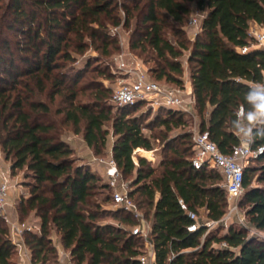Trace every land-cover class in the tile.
<instances>
[{
    "label": "trees",
    "instance_id": "obj_1",
    "mask_svg": "<svg viewBox=\"0 0 264 264\" xmlns=\"http://www.w3.org/2000/svg\"><path fill=\"white\" fill-rule=\"evenodd\" d=\"M193 3L204 17L191 38L184 23ZM120 8L125 25L136 20L134 34L139 35L132 48L157 54L156 80L184 87L182 57L190 51L200 129L208 130L222 151L230 152L242 141L240 122L257 107V85L264 84V47L246 52L241 48L254 40L253 23L264 26V0H0V145L12 169H24L30 178L29 194L17 207L21 221L30 215L39 218V230L23 232L32 262L61 264L53 238L57 232L75 264H142L139 256L145 250L139 239L146 240L127 227L137 225L139 218L120 207L113 215L125 225L100 221L108 211L91 197L101 176L76 164L75 148L63 131L71 122L99 157L106 150L110 134L106 126L111 123L112 153L123 178L136 172L137 188L130 194L152 224L156 264H264V237L250 234L245 225L231 222L226 229L222 223L208 232L205 226L188 229L192 220L180 199L192 210L205 207L210 219L226 215L229 201L218 169L196 168L192 157L178 154L177 149V158L163 160L160 170L145 156L135 161L136 149L154 148L152 136L144 131L143 115L136 113L142 101L113 110L105 101L109 88L98 90L92 101L76 100L84 70L69 63L97 41L109 52L112 40L107 27L121 23ZM173 22L174 40L166 35ZM90 62L87 59V67ZM250 93L256 94L249 98ZM45 94L50 100L64 96L66 106L58 111L65 114L61 123L52 117ZM182 114L171 108L162 123L185 124ZM192 137L193 131L181 135ZM260 145H264V111L252 129V146ZM103 183L111 189L109 182ZM244 186L240 206H246L248 222L264 231V151L245 167ZM221 229L225 231L220 233ZM16 253L10 225L0 219V264H18Z\"/></svg>",
    "mask_w": 264,
    "mask_h": 264
},
{
    "label": "rangeland",
    "instance_id": "obj_2",
    "mask_svg": "<svg viewBox=\"0 0 264 264\" xmlns=\"http://www.w3.org/2000/svg\"><path fill=\"white\" fill-rule=\"evenodd\" d=\"M120 2L128 1V0H119ZM1 11V10H0ZM204 13L198 6L193 3L192 4V11L184 23V27L186 29V33L188 36L194 38V30L195 27H192L190 24V20L192 17L198 16ZM118 14L122 16V21L118 25H108L107 29L110 33V39L112 42L109 44V52L105 53L100 42L93 46H88L85 49V52L82 55H77V59L74 62H70L69 66L80 65L83 68V73L79 82L76 85V91L78 93L76 100L81 102L92 101L96 97V93L98 90L102 91L103 89L109 88L110 92L107 94V98L105 99L108 105L113 107V110L117 109L116 103L113 101L112 94L116 88V86L121 82H126L130 80V71L135 69L136 67H141L142 69L148 70L151 77L154 79L156 78V72L154 70L158 67L157 61V54L153 49L149 50H142L140 48H132L131 43L135 41L139 34H134V30L136 29V20L133 19L130 25H125V19L123 18L125 12L122 8L118 10ZM166 35L173 39L175 38L174 35V22L172 23L171 28L167 29ZM103 52V53H102ZM190 51H185L183 55V63L187 61L188 55ZM90 58V63L88 67L86 66L87 59ZM100 59V60H97ZM157 60V61H156ZM87 67V68H85ZM77 66H75V69ZM74 71V70H73ZM72 71V72H73ZM188 71V72H187ZM186 67L184 66V83L185 86L187 84L188 73L191 74V67L188 63ZM163 84H167L165 79H160ZM70 81H72L70 79ZM187 87V86H186ZM99 96V95H98ZM45 98L49 100V103L52 108V117L56 119L59 123L63 121L65 118L64 112L59 111L63 107L66 106V102H64V96L56 95L53 100H50L47 97V94L44 95ZM187 101H191L190 94H186ZM171 108L158 105L154 103L153 98H146L142 100V104L139 106L136 113L142 114L144 117V131L151 135L154 141V148L151 151L138 148L134 151V158L138 162L139 156H145L149 159L152 166L156 167L160 170L161 163L163 160L168 159L170 157L177 158L174 150H178V154L184 156H195V146H193L194 139L192 138H181V135L186 131H194L195 129L200 127L202 117L199 115L196 105L191 104L188 110L181 109L183 111L182 117L185 121V124L180 126H167L162 123V118L168 115V112ZM179 109V108H177ZM264 111V109H263ZM263 113V112H262ZM261 113V115H262ZM261 115L259 119H256V122H251L249 117L246 119H242L240 125L244 127V131L240 129L239 134L241 137H249L252 135L250 125L255 124L257 125L261 120ZM83 127V122H82ZM107 128H110V134L108 136V142L106 146V150L102 153L105 156L110 152V145L112 142V131H111V123H107ZM64 136L69 137V139L75 144V162L76 164L86 165L89 166L91 169L97 171L101 176L99 182L95 184L94 187V194L92 195L91 199L92 202L95 204H100L103 209H106L108 212L103 214L99 219L102 223H113L117 226H123L125 224L121 223L118 218L114 217L113 212L117 211L120 207L113 201L112 198V188L104 187L103 182H108V178L105 172V166L103 163L99 162L98 160L94 159V155L91 153L89 147L86 145L85 141L83 140V132L74 131V126L71 122L64 124L63 126ZM251 133V134H250ZM164 137H167V141L164 140ZM170 147V148H169ZM140 150V151H139ZM102 155V157H105ZM99 157V156H97ZM250 163V162H249ZM1 173H6L10 175V182H9V191L7 196V205H6V212L9 216L11 222L17 220V212L16 206H18L19 200L23 195L29 194V186H27V181H30V178L25 177V170L24 169H16L13 170L11 167V161L7 160L5 157V153L0 145V175ZM136 172H133L130 175H124V180L130 184L132 187L131 189L137 188V186H133L135 181ZM256 182V180L254 181ZM20 194V195H19ZM139 193H136L138 196ZM108 197V199H107ZM139 200L143 199V196L140 195L138 197ZM16 202V203H15ZM246 206H240V213L241 216H245V219L239 217L238 221H234L233 223L238 225H245L248 222L246 217ZM242 212V213H241ZM39 218L34 215H30L28 218L24 219L23 222L26 224L32 225L35 229L39 230ZM232 221V220H231ZM230 221V222H231ZM9 224L8 222H6ZM249 224V222H248ZM10 225V224H9ZM219 226V225H218ZM218 226L213 227V229L218 228ZM247 226V224H246ZM129 229L133 228L134 226H127ZM249 228V233H254L253 226H247ZM11 228V225H10ZM224 231L223 229L220 230V233ZM264 233V231H262ZM12 234V233H11ZM55 233L53 232V235ZM256 234V233H254ZM55 236V235H54ZM21 238V237H20ZM23 244V241H22ZM139 244L142 250H147L146 241L142 238L139 239ZM25 250L23 244V252ZM69 252V250H66ZM28 253L30 254V250L28 249ZM70 255V252H69ZM15 259L18 260V263L21 259V247L17 244V253L15 255ZM60 257V253H59ZM25 258L27 264H32L31 260H29V256L25 254ZM71 258V255H70ZM61 261V259H60ZM61 264L62 261H61ZM86 264V263H84Z\"/></svg>",
    "mask_w": 264,
    "mask_h": 264
},
{
    "label": "built area",
    "instance_id": "obj_3",
    "mask_svg": "<svg viewBox=\"0 0 264 264\" xmlns=\"http://www.w3.org/2000/svg\"><path fill=\"white\" fill-rule=\"evenodd\" d=\"M204 14L192 17L190 24L195 27L194 36L201 29L202 18ZM250 34L253 41L250 45L241 48L242 52L248 51L251 47H264V27L258 28L251 26ZM130 80L119 83L113 93V101L117 106L135 104L146 98H153L154 103L171 108L188 110L191 104L196 105L195 97L187 91V87L163 84L162 82L150 76L148 70L136 67L130 71ZM186 94H190L191 101H187ZM238 115L242 118L245 115L244 106H241ZM195 146V156L193 164L196 168L204 166L218 169L224 177L223 185L226 188L229 209L221 220H213L200 213V210H192L188 204L180 199V204L189 215L192 222L189 224L190 231H197L201 227H207V232L215 226L226 224L229 218L234 214L240 213V200L243 197L246 188L244 186L245 167L251 159L257 158L263 151L264 145L258 147L252 146V135L245 137L242 141L233 146L230 152H224L218 144L211 138L208 130H201L200 127L193 131ZM138 150V149H137ZM95 160L103 163L105 174L112 188L113 201L121 208L131 212L140 222L132 228V233L141 235L146 240L147 250L143 252L139 259L142 264H156L154 243L151 240L152 224L146 218L144 212L140 209L137 201L131 196V186L123 178L122 172L118 167L113 153L105 157H95ZM135 159V158H134ZM136 161V160H135ZM137 162V161H136ZM10 175L1 173L0 175V219H4L11 225V235L13 241L21 247L23 244L20 237H23L25 230L35 229L32 225L26 224L17 216V220L11 222L6 212L7 196L9 191ZM40 229V227H39ZM226 244L225 242L223 243Z\"/></svg>",
    "mask_w": 264,
    "mask_h": 264
},
{
    "label": "crops",
    "instance_id": "obj_4",
    "mask_svg": "<svg viewBox=\"0 0 264 264\" xmlns=\"http://www.w3.org/2000/svg\"><path fill=\"white\" fill-rule=\"evenodd\" d=\"M252 27L253 26H257L258 28H262V27H264V26H262V25H260V24H257V23H253L252 25H251ZM191 38H193V37H191ZM185 67H186V71H187V66H188V58H187V61L185 62V65H184ZM188 72V71H187ZM186 86H187V91L188 92H190L191 94H193V85H192V80H191V74L190 73H188V79H187V84H186ZM257 88L260 90V98H259V100H258V103H257V107H256V109H255V111H254V114L256 115V119L258 120L259 119V117H260V115H261V113L263 112V109H264V84H258L257 85ZM256 119H250V121L251 122H256ZM255 126V124H252V125H250V131H251V133H252V129H253V127ZM241 129H242V131H244V127H242L241 126ZM250 133V134H251ZM67 138V140L74 146V148H76V146H75V144L69 139V137H66ZM112 142H111V145H110V152H109V154H111L112 153V145H113V141H114V135H113V133H112ZM242 139H243V137H241ZM245 138V137H244ZM83 140L85 141V139H84V137H83ZM86 143V142H85ZM86 145H87V143H86ZM88 146V145H87ZM89 147V149H90V151H91V153L94 155V158L95 157H97V155L94 153V151H93V149L90 147V146H88ZM140 148V147H139ZM140 151V150H139ZM149 151V150H148ZM151 151V150H150ZM108 154V155H109ZM20 195V194H19ZM159 195V194H158ZM16 203V202H15ZM17 207V206H16ZM200 210V213L201 214H203V215H205L206 217H208L207 216V209L205 208V207H202V208H200L199 209ZM16 212H17V216H19V211H18V207L16 208ZM242 213V212H241ZM239 217L240 218H242L243 220L245 219V216H241V214L239 215V214H234L231 218H229L228 219V221L226 222V229H227V227L229 226V224L231 223V222H234V221H238L239 220ZM232 220V221H231ZM234 220V221H233ZM231 221V222H230ZM246 224H247V226H253L252 224H248V222L247 223H245V226H246ZM254 227V233H256V235H259V236H261V237H264V233H262V231L261 230H259V229H257L255 226H253ZM224 231H225V229H224ZM223 232V231H222ZM254 233H252V234H254ZM55 236H53V238H54V240H55V243H56V245H57V247H58V250H59V253H60V259H61V261H62V263L63 264H75L73 261H72V259L70 258V255H69V252L68 251H66L67 249L63 246V244H62V241H61V237H60V235L57 233V232H55V234H54ZM19 239H21V241H23V244H24V247H25V250L27 251V256H29V260H31V262H32V259H31V256H30V254L28 253V247L26 246V244H25V241H24V238L23 237H21V238H19ZM18 264H27V261H26V258H25V255H23V254H21V259H20V262L18 263ZM32 264H34L33 262H32Z\"/></svg>",
    "mask_w": 264,
    "mask_h": 264
},
{
    "label": "clouds",
    "instance_id": "obj_5",
    "mask_svg": "<svg viewBox=\"0 0 264 264\" xmlns=\"http://www.w3.org/2000/svg\"><path fill=\"white\" fill-rule=\"evenodd\" d=\"M254 94H256V93H250L249 94V98H251V96L252 95H254ZM257 117H256V115L253 113V114H250V116H249V119H256Z\"/></svg>",
    "mask_w": 264,
    "mask_h": 264
}]
</instances>
